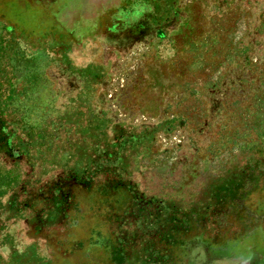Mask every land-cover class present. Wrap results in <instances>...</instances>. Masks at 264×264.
I'll return each mask as SVG.
<instances>
[{"label":"rangeland","instance_id":"obj_1","mask_svg":"<svg viewBox=\"0 0 264 264\" xmlns=\"http://www.w3.org/2000/svg\"><path fill=\"white\" fill-rule=\"evenodd\" d=\"M0 264H264V0H0Z\"/></svg>","mask_w":264,"mask_h":264}]
</instances>
